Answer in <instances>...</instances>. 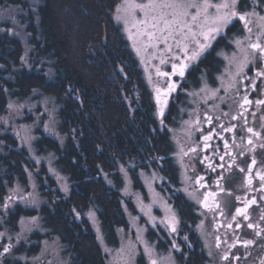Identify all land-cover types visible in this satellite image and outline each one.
I'll use <instances>...</instances> for the list:
<instances>
[{"label":"trees","instance_id":"trees-1","mask_svg":"<svg viewBox=\"0 0 264 264\" xmlns=\"http://www.w3.org/2000/svg\"><path fill=\"white\" fill-rule=\"evenodd\" d=\"M41 1L39 25L33 28L31 39L32 68L22 63L23 47L18 38L0 37V114L5 111L8 95L26 97L40 89L59 100L64 145L44 135L36 143L38 150L57 154L56 164L68 174L72 186L68 195L54 185L44 188L48 203L42 207V217L65 243L72 264H105L85 210L97 207L105 236L114 237L115 229L126 224L120 191L122 167L131 172L137 185L138 170L151 167L161 170L170 183L178 182L180 169L172 156L171 131L177 127L181 106L186 105V94L181 90L188 89V82L198 84L201 73L210 77L218 72L216 67L222 63L219 51L230 48L229 39L242 31V25L234 21L188 70V82L181 81L167 113L161 116L133 44L112 16L120 0ZM240 3L247 5L249 0ZM41 57L50 59L52 71L36 68ZM22 151L9 144L4 150L0 147V202L7 185L16 179L25 183L30 163ZM106 178L116 185L107 183ZM184 199L180 201L183 207L188 202ZM175 203L177 207L179 202ZM183 207L179 210L187 222ZM14 209L6 216L12 227L20 216L35 212L21 205ZM251 220L250 232L244 228L225 231L223 249L233 250L222 264H264V216H251ZM186 227L193 234L192 240L197 239ZM237 240L242 242L237 244ZM199 244L200 253L197 247L196 252L189 250L185 264H207L200 236ZM2 248L0 242V254Z\"/></svg>","mask_w":264,"mask_h":264},{"label":"rangeland","instance_id":"rangeland-1","mask_svg":"<svg viewBox=\"0 0 264 264\" xmlns=\"http://www.w3.org/2000/svg\"><path fill=\"white\" fill-rule=\"evenodd\" d=\"M241 1L237 0L235 10L241 14H248L246 19L249 21L248 27L252 29L251 33L244 27V21L234 19L242 25V31L229 39V49L219 51L222 63L216 67L218 72L210 77L203 76L199 80V85L188 82V89L181 90L186 94V105L181 106L177 127L171 131L174 138L172 156L180 169L181 191L193 198H195L194 183L189 179L191 175L187 169L188 158L185 157L186 151L190 148V120H188L187 108H195L200 105L213 108H217L221 104L233 105L239 96L238 93L242 85L241 78L247 66L246 64L243 71L237 75L238 64L244 61L245 56H247L248 62L252 59L254 50L248 47L250 42H257V37H259V42L264 45V20L260 19L264 16V1L249 0V3L243 6L240 5ZM148 2L149 0H120L114 7L112 16L121 25L122 30L133 44L140 65L146 73V77L148 76V82L153 88L154 97H156L155 88L165 89L169 80L167 77H158L156 68L158 67L162 72H171V63H178L173 57L180 56L181 53L172 40L168 41L172 45V52L168 53L165 51L167 46L162 40L150 42L146 35L139 34L145 31L144 25L139 23L145 19V15L135 5ZM210 2L217 4L222 0H210ZM41 3V0H0V37L2 34H7L18 38L23 47L22 63L29 68H32L30 54L34 49L31 43L34 35L33 28L37 29L39 25L38 7ZM209 14H214V9H209ZM151 15V10H149V19ZM117 17L120 19L118 20ZM223 34L224 32L219 36ZM219 36L212 42V45L219 39ZM179 38L177 35V39ZM237 39L242 41L240 47H237L235 43ZM137 48L140 49L139 52H137ZM241 48L244 51H241ZM210 49L211 47L206 49L200 57H203ZM161 59L166 62L161 64ZM197 61L198 59L194 63H190L189 67ZM36 68H45L47 72L52 71L50 59L41 57ZM149 76H151V81ZM176 77V79L171 78L177 87L167 96V105L163 114L167 113L169 102L178 90L179 84L181 81L184 82L182 80L184 77ZM163 98L162 96L161 99ZM7 100L4 113L0 114L1 150H4V146L7 144L11 148L19 149L20 152L22 149L25 150L30 165L26 167L25 183L16 179L13 184L7 185V193L3 201L0 202V234H2L0 242H2L3 250L4 247L11 244L5 258L21 261L22 264H71L72 261L65 243L60 236L46 226L42 217V207L48 203L45 187L54 185L53 188L57 187L61 193L68 195L72 185L68 174H65L56 164L57 154L51 150H38L36 143L38 138L44 135L50 136L64 145L66 135L60 131L59 108L61 103L53 95L46 94L40 89L34 90L26 97L8 95ZM158 108L160 111L159 105ZM194 111L189 110L188 113H194ZM193 120L195 121L194 118ZM138 171L139 184L137 185L131 172L124 167L121 168L122 182L124 183L120 188L123 193L121 204L124 215H126V224L115 229L114 237L105 236L97 207L85 210L84 217L87 218L95 233L105 264H150L151 259H155L157 264H183L178 252L175 253L172 246H160L159 239H153L162 225L164 232L168 231V227L160 223L161 220L172 216L176 220L178 219L177 209L169 201L170 190L175 185L173 182L167 181L161 170L154 167ZM48 178H52L55 183L51 184ZM106 179L107 183L116 185L111 179ZM16 205L35 212L31 215L20 216L17 224L12 227L6 216L9 211L16 210L14 209ZM259 216L262 218L264 215ZM151 218H155V224ZM203 220L197 222L196 228L202 244L205 246L206 255H208L206 263L222 264L225 259L223 254L225 250L219 249L220 247L216 244L218 231L214 230L215 222L206 216ZM163 238L160 237V240ZM221 238H223L222 235ZM146 246L152 249L151 255L145 252Z\"/></svg>","mask_w":264,"mask_h":264},{"label":"flooded vegetation","instance_id":"flooded-vegetation-1","mask_svg":"<svg viewBox=\"0 0 264 264\" xmlns=\"http://www.w3.org/2000/svg\"><path fill=\"white\" fill-rule=\"evenodd\" d=\"M251 57L241 78L239 96L233 105L221 104L217 108L200 105L187 108V114L192 118L188 116L190 148L186 151L185 157L188 158L187 169L191 175L189 179L194 183L195 198L181 191V175H179L178 182L174 188H171L169 197V201L174 206H176L175 201L179 202L176 207L177 231L171 232L168 228L165 233L164 226L159 225L160 231L153 238L159 239L160 246H172L173 251L178 252L183 264L189 258L187 253L189 250L191 253L196 252L194 248L197 247L200 253L196 227L197 221H204L205 216L209 220H214V230L218 231L216 244L223 250L225 231L233 232L235 227L250 232L249 228L252 227L248 225L254 224L251 216L264 215V181L260 179L264 176V104L257 103L264 101V76L258 75L264 72V60L261 59L258 51L252 52ZM191 67L185 71L184 82H188V70H191ZM203 76L205 74L201 73L199 78L202 79ZM175 77L171 78L176 79ZM244 97H247L251 103H244ZM189 110L195 111L188 113ZM249 128L253 131L249 132ZM249 177L252 180L251 184L248 183ZM201 184L204 187H201ZM209 193L215 195H208ZM182 195L188 201L184 207L180 202L184 199ZM206 195L208 207H205L204 203ZM253 200L255 203H250ZM180 207H183V212L189 218L187 222L183 220ZM237 209H244L243 214L237 213ZM185 224L192 229L197 239L192 240L193 234H190ZM160 237L164 238L160 240ZM239 242L242 241L237 240V243ZM232 250L224 251V256L229 257ZM5 255L2 248L0 264L6 262L22 264L21 261L5 258Z\"/></svg>","mask_w":264,"mask_h":264},{"label":"snow or ice","instance_id":"snow-or-ice-1","mask_svg":"<svg viewBox=\"0 0 264 264\" xmlns=\"http://www.w3.org/2000/svg\"><path fill=\"white\" fill-rule=\"evenodd\" d=\"M237 0H222L221 3L213 4L210 0H149L147 4L135 5L136 8L141 9L144 12L145 19L139 21L140 24L144 25L145 31L139 33L140 35H146L150 42L162 40L167 46L165 51L168 53L172 52V45L168 43L172 40L176 47L179 49L181 55L173 57L178 63H171V72H162L157 67L156 75L158 77L169 78L167 87L161 89L159 87L155 88L157 104L160 106V115H163L164 108L167 105V96L176 89L177 84L171 81L172 76H179L183 78L186 69L189 67L190 63H194L206 49L212 46V42L225 31L229 26L232 25L234 19L244 21V27L249 33L252 29L248 27L249 21H247L246 16L248 14H241L235 10ZM209 9H214V14H209ZM149 10H151V17L149 19ZM119 20L120 17H117ZM264 20V16L260 17ZM127 23V21H125ZM179 35V39H177ZM237 47H240L242 41L237 39L235 41ZM190 45H193L190 47ZM155 47V44H153ZM248 47L254 52L258 51L260 53L261 59L264 60V45L259 42V37H257V42L250 43ZM140 49L137 48V52ZM241 51L244 49L241 48ZM166 61L164 59L160 60L161 64ZM248 63L247 56H245L244 61L237 66V75L243 71L244 66ZM258 75L264 76V72L258 73ZM151 81V76H149ZM254 87V85H253ZM164 97L161 99V97ZM244 103H251L244 97ZM258 104H264V101H257ZM249 132L253 130L248 129ZM259 135V133H255ZM205 139H208L205 137ZM251 143V140H249ZM195 151V149H192ZM255 163V161H253ZM243 171V169H241ZM202 179V178H201ZM260 179L264 181V176ZM199 182V181H198ZM248 183L251 184V177L248 179ZM204 187L203 184L200 185ZM208 195H215V193H209ZM11 199V197H9ZM239 199V197L237 198ZM207 195L205 196V207H208ZM250 203H255L251 201ZM244 209H237V213L243 214ZM91 214V213H90ZM247 218V217H245ZM35 219V218H33ZM153 224H155V218H151ZM161 224H165L171 232L177 231L178 221L174 216L166 217L160 221ZM253 227V225H248ZM2 235V234H0ZM185 239H187L185 237ZM247 243H252L248 241ZM11 244L4 247V252H9ZM145 252L151 255L152 249L145 247ZM227 257H225L226 259ZM150 264H157L155 259H151Z\"/></svg>","mask_w":264,"mask_h":264}]
</instances>
